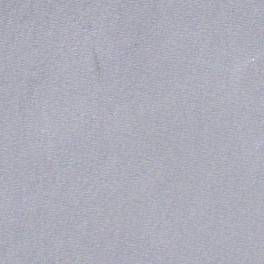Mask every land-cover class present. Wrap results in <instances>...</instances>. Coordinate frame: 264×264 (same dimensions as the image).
I'll return each instance as SVG.
<instances>
[{"label":"water","instance_id":"water-1","mask_svg":"<svg viewBox=\"0 0 264 264\" xmlns=\"http://www.w3.org/2000/svg\"><path fill=\"white\" fill-rule=\"evenodd\" d=\"M0 264H264V0H186L2 161Z\"/></svg>","mask_w":264,"mask_h":264}]
</instances>
